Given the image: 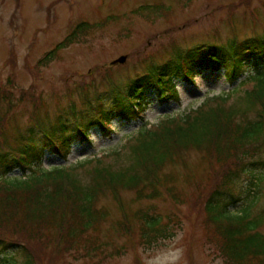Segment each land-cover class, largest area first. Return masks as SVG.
Instances as JSON below:
<instances>
[{"label": "trees", "instance_id": "1", "mask_svg": "<svg viewBox=\"0 0 264 264\" xmlns=\"http://www.w3.org/2000/svg\"><path fill=\"white\" fill-rule=\"evenodd\" d=\"M116 18L79 22L39 64L54 60L64 47L87 42L85 37ZM169 54L161 62L148 56L124 83L109 74L102 91L94 81L81 84L80 110L73 100L53 121L36 118L17 130L16 145L0 142V264H47L61 250L72 249L108 263V257L130 245H119L116 238L103 241L98 234L110 216L101 204L107 195L121 211L113 231L130 238L132 245L151 250L173 238L182 228L176 211L189 204L190 212L202 208L206 213L204 241L223 264H264V204L257 207L255 202L264 203V33L233 37L224 44L202 40L175 46ZM208 70L229 84L238 83L206 94L183 115L143 125L121 148L75 164L44 167L46 154L67 159L76 141H90L92 128L111 133L116 117L146 122L152 94L161 104L179 102L175 79L196 85V78ZM3 123L0 117V130ZM189 151L201 154L211 184L206 188L187 176L197 192L193 198L177 185L178 174L166 171L181 163L189 168ZM15 170L20 174L11 175ZM122 191H134L135 202L149 204L129 211ZM163 198L174 205L171 213L152 203ZM107 249H113L111 255Z\"/></svg>", "mask_w": 264, "mask_h": 264}, {"label": "rangeland", "instance_id": "2", "mask_svg": "<svg viewBox=\"0 0 264 264\" xmlns=\"http://www.w3.org/2000/svg\"><path fill=\"white\" fill-rule=\"evenodd\" d=\"M145 6L148 9H142ZM111 15L117 18L85 37L87 42L64 47L54 60L39 64V59L79 22L100 23ZM256 33H264V0H0V117L4 121L0 142L16 145L17 130H24L36 118L53 121L73 100L80 110L83 83L94 81L102 91L109 83V74L124 83L150 55L161 62L175 46L185 48L202 40L224 44L233 37L241 39ZM122 56L126 57L124 62L119 61ZM209 71L196 78V85L175 79L179 102L161 104L152 94L146 122L116 117L111 133L104 135L92 128L90 141H76L67 159L46 154L44 167L75 164L121 148L143 125L183 115L197 107L206 94L228 91L238 83L229 84L220 73ZM93 92L94 86L89 87V94ZM185 158L189 168L181 163L167 166L166 171L178 174L177 185L193 198L197 192L186 181L188 177L202 181L206 188L211 184L201 154L189 151ZM19 174L15 170L11 175ZM135 196L134 191L121 192L129 211L149 204L144 199L135 202ZM255 200L257 207L264 204L263 199ZM152 203L164 214L174 209L168 198ZM101 204L109 209L110 216L98 234L103 241L116 238L117 244L130 245L119 255L108 257L106 264H223L208 248V240L204 241L206 213L202 208L190 212L189 204L180 205L176 213L182 228L173 238L147 250L129 243L127 236L115 234L113 224L121 211L109 195L102 198ZM112 251L107 249L106 255ZM85 255L82 249L61 250L47 264H99L100 260Z\"/></svg>", "mask_w": 264, "mask_h": 264}, {"label": "water", "instance_id": "3", "mask_svg": "<svg viewBox=\"0 0 264 264\" xmlns=\"http://www.w3.org/2000/svg\"><path fill=\"white\" fill-rule=\"evenodd\" d=\"M126 60V57L125 56H122L120 59H119V61H121V62H124Z\"/></svg>", "mask_w": 264, "mask_h": 264}]
</instances>
